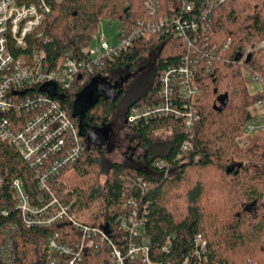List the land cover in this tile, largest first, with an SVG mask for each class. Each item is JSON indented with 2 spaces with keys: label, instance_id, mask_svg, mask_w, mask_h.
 <instances>
[{
  "label": "trees",
  "instance_id": "trees-1",
  "mask_svg": "<svg viewBox=\"0 0 264 264\" xmlns=\"http://www.w3.org/2000/svg\"><path fill=\"white\" fill-rule=\"evenodd\" d=\"M194 1L191 14L201 16L207 8L211 18L209 29L194 32L197 42L186 43L171 33L139 38L129 50L87 75L83 83L78 78L70 88L55 92L54 97L79 126L83 151L47 180L48 188L40 186L35 166L12 143H0L4 177L0 209L10 208L8 215L0 213V226L20 221L11 186L18 177L34 203L56 198L68 206L63 219L43 227L21 226L13 235L17 264H45L49 236L58 232L59 241L75 246L88 239L85 228L104 231L109 238L102 241L99 233L92 235L97 246L82 249L84 264H117L111 250L117 246L126 254L131 233L121 228V219L133 212L145 219L143 234L135 240L148 239L151 264H264V170L251 173L248 169L249 162L264 166V131L245 136V147L237 142L245 124L257 115L258 101L264 99V51L254 50L241 60L248 47L264 40V0ZM160 3L161 15L181 6L178 0ZM145 16L143 0H63L53 4L39 27L51 41H30L27 51L44 48L50 66L56 67L68 51L77 58L85 56L84 49L102 19L120 20L130 28ZM185 56L197 59L195 80L202 92L196 99L198 119L192 130H187L183 116L156 117L131 126L124 121L135 152L127 155L128 161H107L111 143L104 136L90 137L80 116L84 125L110 126L113 132V116L124 90L115 98L99 95L74 116L78 97L96 77L127 75L145 61L147 71L136 79L141 93L128 104L125 119L132 106L159 99L162 72ZM251 82L259 83L260 89L251 91ZM161 130L168 134L156 135ZM187 139L193 147L184 152L181 147ZM157 160L165 164L159 166ZM198 233L207 241L201 256L196 254ZM56 255L60 264H70V255ZM124 264L148 263L139 256Z\"/></svg>",
  "mask_w": 264,
  "mask_h": 264
},
{
  "label": "built area",
  "instance_id": "built-area-1",
  "mask_svg": "<svg viewBox=\"0 0 264 264\" xmlns=\"http://www.w3.org/2000/svg\"><path fill=\"white\" fill-rule=\"evenodd\" d=\"M61 1L0 0V143H12L21 156L35 166L42 188L47 187V180L58 173L63 165L77 159L83 151L79 126L54 97V92L60 88H70L78 78L83 83L87 75L129 50L139 38L171 33L191 44L192 39L197 42L194 35L199 29L203 31L211 27L209 9H203L201 16L191 14L195 10L194 0H178L181 2L180 9L162 15L160 0H143L147 16L136 19L130 28L120 22L116 41L97 31L84 49V57L77 58L68 51L56 67H51L44 48L27 49L30 41H51V37L44 36L39 27L51 12L53 4ZM94 40L96 43L92 44ZM257 49L264 51V40L255 47H248L241 60L245 61ZM196 62V58L191 60L185 56L181 63L170 64L164 69L160 76L159 99L151 104L129 108L126 124L131 126L156 117L183 116L187 130L191 131L198 119L196 99L202 96L195 80ZM258 106L260 110L245 124L243 136L264 130V99L258 101ZM192 147L193 143L187 139L181 148L187 152ZM156 163L159 166L165 164L163 160ZM3 184L4 177L0 172V190ZM11 186L20 221H5L0 226L4 233L3 240L0 239V264H17L13 235L21 230V226H48L63 219L68 212V206L60 204L56 198L48 202L40 198L45 203H34L22 178H15ZM9 212V207L0 209L3 215ZM135 214L133 212L121 219V228L130 232L131 237L126 254L120 247L112 248V260L117 264H124L128 258L139 256L151 264L148 239L135 240L143 234L145 219H138ZM96 233L100 234L102 241L109 238L104 231L85 228L88 239L72 246L59 241V234L55 232L46 241L49 257L45 264H60L56 253L70 255V264H84L82 249L96 245L92 239ZM195 243L196 254L201 256L207 246L202 233L195 236Z\"/></svg>",
  "mask_w": 264,
  "mask_h": 264
},
{
  "label": "rangeland",
  "instance_id": "rangeland-1",
  "mask_svg": "<svg viewBox=\"0 0 264 264\" xmlns=\"http://www.w3.org/2000/svg\"><path fill=\"white\" fill-rule=\"evenodd\" d=\"M120 20H112V19H102L99 23L98 34H103L107 38H112L114 41L117 40L118 35V27L120 25ZM94 40L92 44H95ZM145 61L141 62V70L137 74L138 77L142 76L146 71ZM123 74L111 73L104 76L96 77L88 87L82 92V95L77 99L76 109L79 113H81L86 106H88L99 94H116L120 92V90H124V93L120 99L119 106L116 108L113 122H112V130L110 126H105L103 128H93L88 125H84L85 130H89L94 136L100 135L106 138V141L110 144V150L106 153V159L109 162L113 161H128L127 155L129 153L135 152L130 147V131L124 126V111L126 110L128 104L135 99L139 93V85L136 82V79L133 78L131 80H126L122 77ZM261 85L257 82L249 83V88L251 91H256L260 89ZM256 107L260 110L259 106ZM88 126V127H86ZM259 131V132H263ZM256 132V133H259ZM255 133V134H256ZM168 131L161 130L157 132L156 135L164 136L167 135ZM237 142L241 147H245L248 143V139L245 136H241L237 138ZM140 150V149H138ZM137 151V150H136ZM248 161V160H247ZM246 161V162H247ZM249 162V161H248ZM248 169L251 173L259 172L264 170V166L255 165L253 163H248ZM211 187V186H210ZM210 191V190H209Z\"/></svg>",
  "mask_w": 264,
  "mask_h": 264
},
{
  "label": "flooded vegetation",
  "instance_id": "flooded-vegetation-1",
  "mask_svg": "<svg viewBox=\"0 0 264 264\" xmlns=\"http://www.w3.org/2000/svg\"><path fill=\"white\" fill-rule=\"evenodd\" d=\"M143 69H146L145 71H147V67L143 68ZM141 70V67L139 68V70H136V71H133V72H130L129 74L127 75H123L122 77L125 78L126 80H131L132 78L135 80L138 78L137 74L140 72ZM125 123H126V118L124 119ZM87 125V124H85ZM88 127V126H86ZM94 128V127H93ZM87 133L90 135V137L92 138H95V136L88 130ZM113 133V132H112ZM97 137V135H96Z\"/></svg>",
  "mask_w": 264,
  "mask_h": 264
},
{
  "label": "water",
  "instance_id": "water-1",
  "mask_svg": "<svg viewBox=\"0 0 264 264\" xmlns=\"http://www.w3.org/2000/svg\"><path fill=\"white\" fill-rule=\"evenodd\" d=\"M53 94H55V92H54ZM118 94H119V92L116 93V94H104V95H106V96H111V95H112V96H114V98H115ZM99 95H101V94H99ZM99 95H98V96H99ZM98 96H96V98H95V99H94V100H93L88 106H86L85 109H84L82 112H84L88 107H90V106L96 101V99H97ZM79 97H80V96H79ZM82 112H81V113H82ZM81 113H79V112L76 110V111L74 112L73 115L76 116V115L81 114ZM80 117H81V125H82V128H83V127H84V122H83V119H82V114H81ZM95 137H96V135H95Z\"/></svg>",
  "mask_w": 264,
  "mask_h": 264
}]
</instances>
